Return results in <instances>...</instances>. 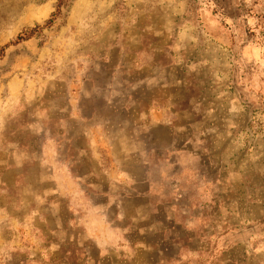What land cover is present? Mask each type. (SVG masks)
I'll use <instances>...</instances> for the list:
<instances>
[{
	"label": "rangeland",
	"instance_id": "374dc122",
	"mask_svg": "<svg viewBox=\"0 0 264 264\" xmlns=\"http://www.w3.org/2000/svg\"><path fill=\"white\" fill-rule=\"evenodd\" d=\"M0 264H264V0H0Z\"/></svg>",
	"mask_w": 264,
	"mask_h": 264
},
{
	"label": "crops",
	"instance_id": "0c3cea01",
	"mask_svg": "<svg viewBox=\"0 0 264 264\" xmlns=\"http://www.w3.org/2000/svg\"><path fill=\"white\" fill-rule=\"evenodd\" d=\"M146 181H147V180H146ZM104 195L107 196L108 198H110V197H109V193H105ZM125 197H127V196H126L125 194H123V198H125ZM121 201L123 202L124 200H121ZM122 211H123V210H122Z\"/></svg>",
	"mask_w": 264,
	"mask_h": 264
}]
</instances>
